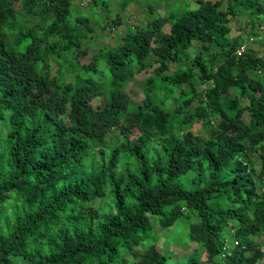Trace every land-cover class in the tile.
I'll use <instances>...</instances> for the list:
<instances>
[{
	"label": "trees",
	"instance_id": "trees-1",
	"mask_svg": "<svg viewBox=\"0 0 264 264\" xmlns=\"http://www.w3.org/2000/svg\"><path fill=\"white\" fill-rule=\"evenodd\" d=\"M111 1L0 0V264H177L155 227L183 218L204 255L188 264H264V58L241 52L264 50V0H172L156 17L115 0L153 18L81 63L121 25Z\"/></svg>",
	"mask_w": 264,
	"mask_h": 264
},
{
	"label": "rangeland",
	"instance_id": "rangeland-1",
	"mask_svg": "<svg viewBox=\"0 0 264 264\" xmlns=\"http://www.w3.org/2000/svg\"><path fill=\"white\" fill-rule=\"evenodd\" d=\"M89 0H79L80 4L83 3V5H86V2ZM142 2V0H140ZM151 5H155L153 11L155 12L154 16H162L164 13L169 9L170 3L172 0H145ZM85 2V3H84ZM76 3V2H75ZM83 5L79 6L77 2V6L81 12H85V9ZM175 6V5H174ZM186 6V5H185ZM197 7L194 5V2H192L191 8ZM110 14L109 17H107L106 22H110L112 20H116L117 17H121V25H119V29L114 28H105L100 36H97L94 41H92V45H90V50L87 55L81 57V63H88L92 56L97 52V50L101 47H113L117 44V40L121 37V32H123L126 28V25L123 23H130V26H133L134 24H142L143 22L153 18V15L150 16L146 6L143 4H131L128 6L126 10H121L115 0L111 1L110 4ZM225 9V7H224ZM101 19H105L104 14H102ZM92 25L96 28L100 27L99 20L92 19L91 20ZM244 23L245 18H235L232 19L229 23L231 30L230 36H238L242 35L244 36L246 33V29H244ZM169 25H165L162 29V34L168 33ZM259 39H255L251 41L250 43H246L243 48H249L251 51V54L253 56H262L264 58V50H262V45L259 42ZM242 48V49H243ZM241 49V52H242ZM192 54V51L190 52ZM182 66V62H178L177 64L169 63V69L168 73H173L175 69ZM150 74V73H149ZM148 73H141L136 76V79L129 83L125 89L126 93L129 94L130 98L133 102H140L143 98V79L149 75ZM229 96H233V93H229ZM98 106L103 105V99H100L97 102ZM195 106V104H192L189 108L192 109ZM244 119L247 121V117L245 116ZM114 130L108 134V137L106 140L102 143H100L98 146H102L106 143L112 144L115 142V134ZM193 132L195 135H198L197 138L199 140L207 139L208 132L207 129H205L200 126V124H196L193 127ZM254 166L256 169H259L260 167V161L256 157L254 160ZM257 185L259 190L264 192V179L261 181H257ZM107 199H102L99 201V205H102L104 209L108 207L107 205ZM194 220V218H193ZM155 222V221H153ZM193 222V221H192ZM190 221L186 219H180L178 220L175 225L163 232L160 228H157L158 235H155V241L154 243L161 247L164 254L167 255L168 260L170 261V258L168 255H171L173 253V258L171 257V263H177V264H188L189 261L192 259V257H196L198 260L204 259L203 252L198 250V246L194 243H191L188 239V226ZM157 224L155 223V226ZM232 241V239L230 240ZM255 241L260 243L262 242V238L258 237L255 238ZM229 248H234L230 246ZM168 249V250H167ZM194 250H198V252H195ZM201 264V263H200Z\"/></svg>",
	"mask_w": 264,
	"mask_h": 264
},
{
	"label": "water",
	"instance_id": "water-1",
	"mask_svg": "<svg viewBox=\"0 0 264 264\" xmlns=\"http://www.w3.org/2000/svg\"><path fill=\"white\" fill-rule=\"evenodd\" d=\"M209 261H211V260L209 259Z\"/></svg>",
	"mask_w": 264,
	"mask_h": 264
},
{
	"label": "built area",
	"instance_id": "built-area-1",
	"mask_svg": "<svg viewBox=\"0 0 264 264\" xmlns=\"http://www.w3.org/2000/svg\"><path fill=\"white\" fill-rule=\"evenodd\" d=\"M225 249V248H224ZM227 249V248H226Z\"/></svg>",
	"mask_w": 264,
	"mask_h": 264
},
{
	"label": "clouds",
	"instance_id": "clouds-1",
	"mask_svg": "<svg viewBox=\"0 0 264 264\" xmlns=\"http://www.w3.org/2000/svg\"><path fill=\"white\" fill-rule=\"evenodd\" d=\"M243 48V47H242ZM243 50V49H242Z\"/></svg>",
	"mask_w": 264,
	"mask_h": 264
}]
</instances>
